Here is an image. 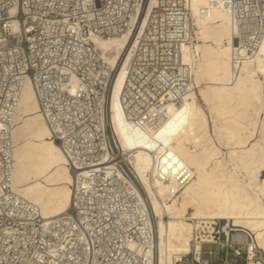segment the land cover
Returning a JSON list of instances; mask_svg holds the SVG:
<instances>
[{"label":"built area","instance_id":"obj_1","mask_svg":"<svg viewBox=\"0 0 264 264\" xmlns=\"http://www.w3.org/2000/svg\"><path fill=\"white\" fill-rule=\"evenodd\" d=\"M148 5L146 24L127 50L119 92L134 124L154 123L157 109L180 102L191 86L190 65L181 57L182 46L194 41L191 0H0V264H148L130 246L152 242V233L130 184L136 183L130 154L107 111L115 70L92 40L134 30ZM221 6L229 16L236 64L241 51L251 56L264 40V0H222ZM26 78L71 173L76 179L86 171L89 181L71 185L68 208L52 218L10 187L9 121ZM261 117L264 125V107ZM227 228H221L226 236L235 231ZM212 230L211 241L198 237L200 253L191 250L174 264H209L202 246L217 244ZM240 231L253 242L249 230ZM236 234L205 254L215 264L247 263V244ZM252 249V259L264 264L261 249Z\"/></svg>","mask_w":264,"mask_h":264},{"label":"bare ground","instance_id":"obj_2","mask_svg":"<svg viewBox=\"0 0 264 264\" xmlns=\"http://www.w3.org/2000/svg\"><path fill=\"white\" fill-rule=\"evenodd\" d=\"M221 2L191 0L194 41L182 46L181 57L190 65L192 83L180 102L170 100L157 109L154 123L130 122L119 99L127 50L151 5L137 17L134 30L92 37L115 70L107 111L130 154L138 183L130 184L152 233V242L130 246L148 264H174L191 250L200 253L197 239L209 241L212 226L207 224L216 219L227 221L226 233L229 222L252 232L253 242H245L247 264H263L252 259V248H260L264 258V40L251 56L241 51L234 64L235 43ZM9 123L12 191L36 205L44 218L61 214L71 202V185L77 181L85 187L89 181L86 171L76 179L71 173L39 112L29 78L22 82ZM235 237L246 240L238 233Z\"/></svg>","mask_w":264,"mask_h":264},{"label":"rangeland","instance_id":"obj_3","mask_svg":"<svg viewBox=\"0 0 264 264\" xmlns=\"http://www.w3.org/2000/svg\"><path fill=\"white\" fill-rule=\"evenodd\" d=\"M263 173H264V171H263ZM166 218V217H165ZM215 222V223H214ZM214 222L213 223H208L207 225L210 227V226H212V232H213V235H215L214 237V239L217 241V244H219V243H228V244H230V242H231V233H235V232H237L238 234L239 233H242V231H240L241 229H247V228H245V227H243V226H234L233 224H232V222H229V226L231 227V228H234L235 229V231H230V233L228 234V236H226L225 234H223V232L221 231V228H222V226L223 225H225L226 223H227V221L226 220H224V219H216V220H214ZM209 228H206V230H208ZM228 229V228H227ZM248 230V229H247ZM208 231H211V229H209ZM219 231H221V232H219ZM250 232V231H249ZM204 233V232H203ZM251 234H252V232H250ZM207 234V233H206ZM210 234V233H209ZM242 235V234H241ZM252 236H253V238H254V235L252 234ZM210 238V240H211V237H209ZM208 238V239H209ZM197 240H199V239H197ZM200 241V240H199ZM240 241H242V242H246V240L244 241V240H240ZM216 243H212V242H208L207 244H203V246H202V253H203V258L205 259V260H209V264H215V262L213 261L214 259H212V258H210V257H208L206 254H205V252L206 251H208L209 249H214V247L217 245ZM239 247H240V251H245L246 252V244L245 243H241L240 245H238ZM247 252H248V246H247ZM191 253V252H190ZM189 255V254H188ZM249 259V258H248ZM254 260V259H253ZM254 261H259V259H255ZM248 263V262H247ZM246 263V261H244L243 259H240V261H239V264H247Z\"/></svg>","mask_w":264,"mask_h":264}]
</instances>
